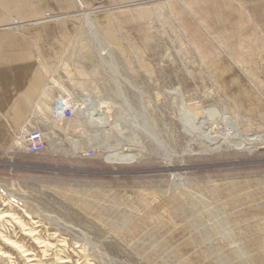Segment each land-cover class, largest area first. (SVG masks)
<instances>
[{
  "label": "rangeland",
  "instance_id": "1",
  "mask_svg": "<svg viewBox=\"0 0 264 264\" xmlns=\"http://www.w3.org/2000/svg\"><path fill=\"white\" fill-rule=\"evenodd\" d=\"M175 4L145 2V39L84 23L49 67L48 91L84 116L45 120L43 153L0 159V264H264V144L228 145L220 119L264 137V29L206 57Z\"/></svg>",
  "mask_w": 264,
  "mask_h": 264
},
{
  "label": "crops",
  "instance_id": "2",
  "mask_svg": "<svg viewBox=\"0 0 264 264\" xmlns=\"http://www.w3.org/2000/svg\"><path fill=\"white\" fill-rule=\"evenodd\" d=\"M146 1L0 0V159L28 155L17 141L24 130L45 120L64 122L53 116L55 97L44 84L49 67L64 57L82 25L89 21L111 43L133 40L134 33L148 38ZM174 7L178 22L191 40L201 42L206 57H229L231 48L251 34L245 25L264 29V0H176ZM124 29L132 31L123 36ZM216 37L227 52L215 50ZM217 72L225 81L224 71Z\"/></svg>",
  "mask_w": 264,
  "mask_h": 264
},
{
  "label": "built area",
  "instance_id": "3",
  "mask_svg": "<svg viewBox=\"0 0 264 264\" xmlns=\"http://www.w3.org/2000/svg\"><path fill=\"white\" fill-rule=\"evenodd\" d=\"M78 105L80 110L84 108L81 100L76 102L72 94L58 95L52 105L53 116L63 121L70 120L74 117ZM17 141L21 142L23 152L28 155L43 153L47 147V135L44 124L24 130L18 135Z\"/></svg>",
  "mask_w": 264,
  "mask_h": 264
},
{
  "label": "bare ground",
  "instance_id": "4",
  "mask_svg": "<svg viewBox=\"0 0 264 264\" xmlns=\"http://www.w3.org/2000/svg\"><path fill=\"white\" fill-rule=\"evenodd\" d=\"M86 26L89 29H92L93 31H95L93 29L92 25L89 23V21L87 22ZM220 119L223 121V123L225 125V132L222 134V136L224 135V140L228 145H230V146L232 145V146H236V147H243L249 151V150L253 149V147L250 145L252 142H260V143L264 144V137L262 135H254V136L245 138V137L241 136L239 133H237L235 130L231 131L230 129L232 127L231 126L232 123H230L231 120H230V117L228 115L221 114ZM103 120H104V118L102 116L101 117L99 116V122H103ZM216 137H218V135H216ZM15 144H16V142H15ZM106 158L110 159V160H118V161L129 160L130 161V160H132L133 156L128 155V154H124L122 152H112V153H109L106 156Z\"/></svg>",
  "mask_w": 264,
  "mask_h": 264
}]
</instances>
